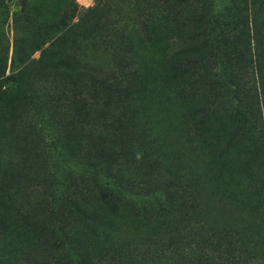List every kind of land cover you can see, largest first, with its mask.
<instances>
[{
    "label": "trees",
    "instance_id": "trees-1",
    "mask_svg": "<svg viewBox=\"0 0 264 264\" xmlns=\"http://www.w3.org/2000/svg\"><path fill=\"white\" fill-rule=\"evenodd\" d=\"M136 1L135 27L117 36L110 32L102 35L95 34L94 22L80 29L79 34L90 42L101 40L103 36L105 45L120 40L118 43L126 57L134 59L139 48L152 42L151 27L168 33L164 38L169 40L167 50L174 60L171 58L165 66L172 68L171 73L176 76L182 59L190 60L191 67H197L184 78L183 87H180L190 103L188 123L207 136L209 143L206 144L211 150L206 151L213 164H229L241 178L247 179L246 188L251 193L247 191L248 196L256 201L248 207L249 217L238 224L224 221L223 226L209 230L210 236L204 240V229L191 225L188 230L183 220H179L181 216L201 214L205 207L202 202L194 203L184 198L188 193L187 185L177 178L171 163L148 162L142 156L133 158L126 146L122 143L111 145L101 134L102 129L112 127L113 109L118 114L116 107L120 108L123 118L129 120V128L133 126V133H138L140 126L132 122L129 101L119 99L114 107L111 101H91L90 95L96 89L100 73L94 64L80 61L73 53L76 29L85 15L94 10L96 14L105 0H97L93 10L79 11L76 21H73L76 9L65 1L60 5V15H54L48 23L50 33L53 32L48 39H55L42 50L39 59L30 58L38 44L32 51H26L28 48L13 41L9 75L4 79L19 84L25 73L33 71L49 83L56 106L58 101L68 102L56 108L54 117L58 124L55 120L57 125H51L52 128L59 127L66 132L69 125L77 124L87 128L89 133L82 136L85 143L76 142L73 148L65 147L62 151L57 144L58 155L65 160H80L89 171L76 174V177L73 172L68 173L69 180L61 182L55 173L47 174L48 167H56L57 161L53 163L56 155L46 154L45 159L38 160V149L42 145L57 152L52 130L50 134L44 133V139L28 137L25 140L24 134L19 133L17 144L23 142L26 147L23 151L31 157L27 160L34 163L33 168H25L32 169L35 174L15 171L17 163L8 165L0 161V264H264V46L258 37L261 35L250 28V15H244L234 26L238 28L227 32L228 35L232 33L235 43H228L230 49L225 62L237 80V90L241 93L240 98L239 93L236 98L239 105L226 104L222 110L221 107L205 108L204 104L214 102L208 99H213L217 83L215 71L206 65L209 61L205 63L212 57L214 47L204 20L203 9L207 3L204 0ZM251 1L255 9L264 12V0ZM7 17L8 10L0 3V24ZM71 46L73 50L69 52ZM87 48H77V51ZM7 58L8 46L2 43L0 63L5 65ZM3 75L2 69L0 76ZM104 86L120 94L127 90L121 82L111 81ZM18 91L19 98L21 89ZM192 97L194 104H191ZM17 128L26 130L21 124ZM142 136L143 144H151L150 148L167 158L168 151L160 142L147 134ZM160 166H164L163 171H155ZM204 185V189L210 190L206 183ZM129 193H155L160 199L154 206L149 205L153 201L143 206L130 203L129 212L124 197ZM206 198L201 197L202 200ZM219 201L222 202L220 198ZM219 209L223 217L226 212ZM123 213L133 216L131 227L135 235L145 233L141 240H128L131 231L117 221ZM169 232H178L179 236L172 237Z\"/></svg>",
    "mask_w": 264,
    "mask_h": 264
},
{
    "label": "rangeland",
    "instance_id": "rangeland-1",
    "mask_svg": "<svg viewBox=\"0 0 264 264\" xmlns=\"http://www.w3.org/2000/svg\"><path fill=\"white\" fill-rule=\"evenodd\" d=\"M65 1H68V4L70 3L76 9L73 21L78 19L79 11L93 10V7L97 5V0H0V3L8 10L7 20L0 24V44L8 46L6 64L0 63V71L4 70V75L0 76V161L8 165L17 163L15 171L21 170L22 173L33 176L35 172L25 167L33 168L34 163L27 160L31 157L25 150L23 151L26 147L23 142L18 146L16 139L19 133L24 134L25 140L28 137L44 139V133L47 131L46 133L50 134L52 130L51 134L54 136V146L57 152L49 151L42 145L41 149H38V160L41 162L46 158V154L53 157L56 155L53 160V163L57 161L54 164L56 167L53 169L48 167L47 174L55 173L63 183L69 180L68 173L73 172L72 175L76 177V174L83 175L89 171V167L75 158L61 159L63 156L58 155L57 144L64 151L65 147L73 148L76 142L85 143L86 140L82 136L87 135L89 130L77 124L69 125L66 132H62L59 127L52 128L51 125L58 124V119L54 117L58 111L56 108L65 106L68 102L61 100L56 106L55 95L52 90L48 89L49 83L39 76L37 77L33 71L25 73L19 84L11 83L8 79L5 81L4 77L9 75L13 41H18L22 47L28 48L26 51H32L38 44V48L36 47L31 52L30 58L39 59L41 57L42 50L55 39V37L48 39L53 33H50L51 29H48V23L54 15L60 12V5ZM136 2V0L131 2L105 0V3L96 9V14L94 10L85 15L84 21L76 29L77 35L73 36L76 40L73 53L80 61L94 64L100 73V77L96 81V89H94L99 94H95L93 91V94L90 95L91 101L97 103L111 101L113 107L119 99H123L126 103L129 101L133 111L131 112L132 122L136 126H140L138 133H133L131 130L133 126L129 128L127 123L129 120L124 119L123 113L120 114V108L116 107L118 114L113 109L115 121L112 127L107 130L102 129L101 134L111 145L122 143L133 158L142 156L148 162L155 160L160 164L163 161H169L177 178L180 177L182 184L187 185L186 192L188 191L189 194L186 193L184 198L194 203L202 202L205 207L203 213L198 214L199 216L190 214L191 216L187 218L181 216L179 220H183L182 224H185L188 230L191 225L192 228L204 229L206 232H202L203 239L207 240L210 236L209 230L218 229L223 226L224 221L238 224L240 220L248 218L250 215L248 207L256 201L248 196L250 191L246 188L247 179L244 176L241 178L240 173L234 168L232 169L229 164H213L211 162L207 155V151L211 150L206 144L209 143L207 136L198 132V129H192L188 123L187 113L190 103L182 94L180 87H183L184 78L197 67H191L190 60L182 59L177 76L171 73L172 68L165 66L167 61H171V58L174 60L167 50L169 40L164 38L168 37V33L159 29L154 30L152 27L149 29L152 42L146 43L141 49L139 48V53L135 55L134 59L126 57L121 49V43H118L120 40L105 45L102 41L103 36L101 40L96 39L95 42H90L78 32L83 27H90L94 22L95 34L98 32L102 35L110 32L117 36L131 27H135ZM204 2L207 3L203 9L204 20L207 21L208 26L206 30L214 45L212 57L205 63L209 61L206 65L211 71H215L217 83L214 86L216 93L213 99H208V101L214 100V102L206 103L203 106L205 108L221 107L222 110V106L226 104H231L234 107L239 105L236 98L238 93L239 98L241 94L237 90L238 85L233 70L225 62L226 54L230 49L228 43H235L232 33L228 35L227 32L237 29L238 27L234 26L244 15H250L249 26L253 29V33L257 32L261 35L258 37L260 41H263L262 45L264 46V12L255 9L256 5L251 0H204ZM186 29L187 27H184V30ZM77 48L87 49L79 52ZM72 50L71 46L68 51ZM262 59L264 68V56ZM111 81L125 84L126 92L122 94L111 92V89L104 86ZM176 88L180 89L177 91ZM20 89L21 95L19 94L18 98ZM95 97L97 100L94 99ZM194 101L195 99L192 97L191 104H194ZM123 120L125 122L121 123ZM16 123H20L26 130L22 131V128H17L20 124ZM143 134L160 142L163 148L168 151V159L150 148L151 144H143L140 141L144 137ZM155 169V171L162 172L164 166ZM102 178L101 180L107 182ZM204 183L210 190L204 189L206 188ZM201 187L203 190L200 189ZM203 195L207 197L205 200L201 199ZM124 197L128 205L127 210L131 208L130 203L133 206H143L153 201L149 205L154 206L160 199V195L155 193L152 195L129 193ZM219 198L222 202L219 201ZM219 208H223L228 215L223 212L222 217ZM132 218L133 216H129L128 213H123L117 218V221L128 226V231H131L128 240L132 239L133 242L135 238L141 240L145 233L135 235L134 229L131 227L132 220H134ZM169 234L175 238L179 236L178 232H169Z\"/></svg>",
    "mask_w": 264,
    "mask_h": 264
}]
</instances>
